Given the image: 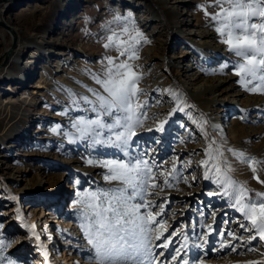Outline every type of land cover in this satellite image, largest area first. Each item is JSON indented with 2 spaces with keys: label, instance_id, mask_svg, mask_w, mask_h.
Returning a JSON list of instances; mask_svg holds the SVG:
<instances>
[{
  "label": "rangeland",
  "instance_id": "1",
  "mask_svg": "<svg viewBox=\"0 0 264 264\" xmlns=\"http://www.w3.org/2000/svg\"><path fill=\"white\" fill-rule=\"evenodd\" d=\"M133 1L26 0L23 7H18L16 2L10 9L6 8L7 3L0 5L1 19L17 28L16 47L0 67V223L4 225L0 228V240L11 244V247L0 249L2 264H49L38 252L36 243L27 238L35 218L41 219V226H51L42 222H51L49 213H56L59 222L63 223H53L54 233V228L57 232L62 229L66 238L61 245L53 247V259L64 263L62 253L68 251L75 264H89L88 245L80 227L73 193L111 186L104 179L106 170L87 161L113 158L117 153L115 149L99 146L89 148L85 142L70 136L74 131L71 120L84 113L66 108L69 100L61 86L78 94L90 95L81 85L99 86L84 70L100 71L102 65L98 61L104 56L125 59L115 49L103 46L107 43L103 39L106 35L104 25L117 14L122 17L131 14L135 27L149 41L141 42L139 59L132 61L135 70L142 75L138 84L143 90L140 100L146 102L149 117L144 127L137 130L140 144L146 146L149 137L154 135L147 131L148 127H155L167 118L173 135L168 136L162 146H153L156 151L149 155V162L152 156L157 162L167 158L164 169H170L175 163L178 171L183 162L186 165L183 175L191 184L180 182L172 188H164L159 197H149L157 203L161 198L168 199L165 218L169 232L178 224L181 225L179 231L187 229L190 232L189 222L202 220L206 225L219 228L231 243L238 241L228 237V231L237 238L243 233L238 227L239 223L245 222L240 218L241 214L227 198L220 194L208 195L216 192L217 186L202 178L204 168L198 166L207 158L206 150L213 140L223 144V158L231 165L229 175L246 185L251 190L249 195L264 193V184L253 178L258 175L264 181V163L253 165L257 169L254 174L249 165L241 163L227 151L231 148L264 161V122H261L264 120L261 115L264 113V92L253 93L237 83L239 77L234 75L230 62L239 58L222 43L215 30L216 24L210 19L211 14L220 11L213 7L215 0H178L179 7L175 10L180 14L176 19L178 27L174 26L164 5L170 6L176 0ZM200 6L207 9V14ZM148 8L159 13L163 22L150 19ZM3 32L6 36L2 35ZM0 39L4 41L0 45L1 63L11 45L10 34L3 27H0ZM148 48L153 50L148 52ZM30 54L35 57L27 67L24 66L27 77L22 79L18 75L22 71L20 66ZM18 56L20 66L17 67L14 61H18ZM225 63L229 66L224 67ZM183 68L188 70L187 73ZM221 68L223 72L218 71ZM194 74L198 78L192 80ZM212 81L222 82L217 91L219 99L209 107L211 114H207L184 86L189 83L190 88H196ZM168 90L184 94L183 99L189 105L184 112L177 111L168 116L175 107ZM66 110L67 115L64 114ZM153 116L156 119H152ZM133 151L139 152L140 149L134 148ZM193 175L196 176L195 182L192 181ZM4 182L14 192H24L26 196H30V189L36 183H40V190L32 194L34 201L28 199L16 204L13 192L5 188ZM38 198L41 202L45 199L46 205L30 209L32 202L40 204ZM169 208L175 215L168 212ZM200 210L204 215H200ZM208 213L212 216L209 217ZM200 231L207 234L208 229L203 227ZM249 235L244 233L243 240L248 241ZM21 237H24L23 242ZM179 241H183V236ZM195 242L191 238L188 241L189 245ZM212 246L219 247L214 232L209 236L206 248ZM191 255L190 251L189 264ZM201 258L203 264H264V242L259 243L255 252H249L241 245L236 253L209 252Z\"/></svg>",
  "mask_w": 264,
  "mask_h": 264
},
{
  "label": "snow or ice",
  "instance_id": "2",
  "mask_svg": "<svg viewBox=\"0 0 264 264\" xmlns=\"http://www.w3.org/2000/svg\"><path fill=\"white\" fill-rule=\"evenodd\" d=\"M200 7L207 14V9ZM213 7L220 9L210 15L216 24V32L229 51L239 58L230 62L234 75L239 77L237 83L250 92H264V0H215ZM104 31L106 35L103 39L107 43L103 46L115 49L125 59L104 56L98 61L102 65L100 71L84 70L99 86L82 84L90 95L78 94L61 86L69 100L66 108L84 113L71 120L74 131L70 136L85 142L89 148L99 146L115 149L117 153L113 158L87 161L90 165L96 164L106 170L104 179L111 186L73 193L80 227L88 245L89 264H189L190 251L191 264H203L201 257L207 256L209 252L228 255L236 253L237 247L241 245L249 252L257 251L259 243L264 242V193L249 195L251 190L229 175L231 165L223 158V144L215 140L209 143L207 158L201 160L198 166L204 168L202 178L211 180L217 186V191L208 195L220 194L222 198H227L230 205L241 214L240 218L245 222L239 223L238 227L243 229V233L237 238L233 232L228 231L227 236L238 241L231 243L219 228L206 225L202 220L189 222L190 232L187 229L179 231V224L169 232L165 218L168 199L161 198L157 203L149 197H159L164 188H172L180 182L189 186L191 184L183 175L186 167L183 162L179 171L175 163L170 169H164L167 158L157 162L155 156H152L149 162V155L156 151L153 146H162L167 137L173 135L167 118L159 121L155 127L147 128L154 135L149 137L146 146H141V138L137 136V130L144 127L149 117L146 102L140 100L143 90L138 84L142 75L135 70L132 61L139 59L141 42L149 41L135 27L131 14L123 17L117 14L104 25ZM228 66L229 63H225L224 67ZM218 71L223 72V68ZM168 91L175 102L168 116L171 117L177 111L184 112L189 105L182 94ZM64 114L67 115L68 111ZM261 115L264 116V113ZM204 135L207 136V133ZM134 148L140 151L134 152ZM227 151L241 163L249 165L254 174L257 169L253 165L264 163L231 148ZM253 178L264 184L258 175ZM192 181H196V176H192ZM168 212L175 215L170 208ZM200 215H204L202 210ZM207 215L211 217L212 213ZM3 227L0 223V228ZM203 227L208 229L207 234L200 231ZM31 228L35 229V225H31ZM213 232L219 247L206 248ZM244 233L250 234L248 241L243 240ZM32 235L40 239L35 231ZM180 236H183L182 242L179 241ZM190 238L197 242L189 245ZM253 241L257 243L253 244ZM7 247H11V244L0 240V249ZM41 250L47 261L48 252L43 246Z\"/></svg>",
  "mask_w": 264,
  "mask_h": 264
},
{
  "label": "bare ground",
  "instance_id": "3",
  "mask_svg": "<svg viewBox=\"0 0 264 264\" xmlns=\"http://www.w3.org/2000/svg\"><path fill=\"white\" fill-rule=\"evenodd\" d=\"M136 2V0H134L132 3H135ZM137 3V2H136ZM173 4L172 5H168L167 3H164V5H165V7L169 10V13L171 14V17H172V19H173V22H174V26H176V27H178V25L176 24L177 22H176V19L179 17V12H176L175 10L179 7V4H178V0H176V1H174V2H172ZM150 11H151V13H150ZM148 12H149V17H150V19H156L157 21H159V22H163V20H162V17H161V15H159V13H157L155 10H151V9H149L148 8ZM4 15H5V13H4ZM0 16H1V13H0ZM7 22V21H6ZM8 23V22H7ZM6 23V24H7ZM9 26H11V25H9ZM195 26V25H194ZM12 27V26H11ZM13 28V30H14V32H15V30H17V28L16 27H12ZM191 31V30H190ZM16 33V32H15ZM16 36H17V34H16ZM10 47V46H9ZM153 50V48H148L147 49V51L148 52H150V51H152ZM186 55V54H185ZM10 56V55H9ZM17 56V55H16ZM33 57H35L33 54H30L29 56H28V58L26 59V61L23 63V65H19L20 63H19V60H20V58H19V56H18V61H14V64H16V66L18 67V65L21 67L20 69H22V71H17V72H19V76H21V78L23 79V77L24 76H26L27 77V75H25L24 74V71H25V67H27L28 66V63H30V62H32V58ZM9 58V57H8ZM8 58H7V60H8ZM6 60V61H7ZM12 60V59H11ZM10 60V61H11ZM6 61L5 62H1L0 63V67L1 66H3V64L4 63H6ZM9 61V62H10ZM11 63V62H10ZM25 66V67H24ZM188 66V65H187ZM186 66V67H187ZM18 69V68H17ZM184 72H186L187 73V69H182ZM176 72H177V70H176ZM177 73H181L180 71H178ZM182 74H183V72H182ZM188 77V76H187ZM198 78V75H196V74H194L193 76H192V80L193 79H197ZM220 82H222V81H218L217 83H215V82H210L209 84H200L198 87H196V88H190L189 87V83L188 84H186L184 87H185V89L188 91V93L191 95V96H193V98L196 100V102L199 104V106H201V107H203L204 108V110H205V112L207 113V114H211V111L209 110V107L210 106H212V105H215V103L218 101V99H219V95H220V93L219 94H217V91L220 89V86H221V83ZM191 84V83H190ZM209 94H211V96H207V95H209ZM25 96H23V98H24ZM183 97H184V94H183ZM185 99V98H184ZM4 185H5V188H7V189H10L12 192H13V194H14V200H16V204H18L20 201H22V202H24L25 200H28V199H32V201H34L35 200V197L32 195V194H34V193H37L39 190H40V183H36L35 185H34V187L33 188H31L30 190H32L31 192V194H30V196H26L25 195V193L24 192H14L13 190H12V188H10V187H8L7 185H6V182H4ZM72 186V185H71ZM72 188V187H71ZM70 189V188H69ZM4 196H6V194L4 195ZM29 197V198H28ZM38 201V203H40V204H38V205H34L33 203L34 202H32V204H30L29 206H30V209L31 208H35L36 206H37V209H39L38 207H40V205H43V206H45L46 204H45V199H44V201L43 202H41V199H37ZM51 215H53V216H51ZM49 218H50V220H51V222H48L47 220L44 222V220L42 221L43 222V224L44 225H47L48 223H60V224H63L62 222H59V219H57V215H56V213H49ZM65 221V220H64ZM15 223V222H14ZM33 223H34V225H35V229H33V228H30V229H32V230H29L28 229V231H29V233H30V235L27 237L28 238V240L30 241V242H35L36 243V247H37V249H38V252L40 253V252H42V250H41V246H43V249L45 248V247H47L46 248V251L49 253V255H48V259H47V262H49V264H75V262H74V257L68 252V251H65L64 253H62V258H63V260L62 261H64V263H61V262H57V260H54L53 259V255H52V250H53V247H56L55 245H48L49 243L48 242H50V243H52L51 242V240H53V242H56V243H58L59 242V237H57V235L56 234H53L52 236H50V234H51V232L53 233L54 231H53V228H51V226H49V224H48V228H45V227H43V226H41V219L38 217L37 219L35 218L34 220H33ZM38 223V224H37ZM41 227L43 228V229H41ZM33 231H35V233L37 234V235H39V237H40V239L39 240H37L36 238H35V236H33L32 235V233H33ZM44 234V235H43ZM43 235V236H42ZM24 237H21V241H22V239H23ZM48 238V239H47ZM53 238V239H52ZM23 242V241H22ZM29 242V243H30ZM44 261H46L45 260V258H44Z\"/></svg>",
  "mask_w": 264,
  "mask_h": 264
},
{
  "label": "water",
  "instance_id": "4",
  "mask_svg": "<svg viewBox=\"0 0 264 264\" xmlns=\"http://www.w3.org/2000/svg\"><path fill=\"white\" fill-rule=\"evenodd\" d=\"M18 0H0V5L2 3H7V9H10L11 6H13ZM26 1V0H21L19 2H17L18 4V7H23V2ZM5 13V11L3 10V14ZM0 27H3L9 34H10V37H11V45L10 47H8L5 51V54H4V57H3V62H5L7 60V58L9 57V55L12 53V51L15 49L16 47V44H17V36H16V33L14 32L13 28L11 26H9L8 24H6V22L1 19V16H0Z\"/></svg>",
  "mask_w": 264,
  "mask_h": 264
},
{
  "label": "crops",
  "instance_id": "5",
  "mask_svg": "<svg viewBox=\"0 0 264 264\" xmlns=\"http://www.w3.org/2000/svg\"><path fill=\"white\" fill-rule=\"evenodd\" d=\"M2 35H3V36H6V33L3 32ZM1 44H4V41H3L2 39H0V45H1Z\"/></svg>",
  "mask_w": 264,
  "mask_h": 264
}]
</instances>
